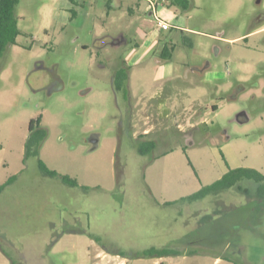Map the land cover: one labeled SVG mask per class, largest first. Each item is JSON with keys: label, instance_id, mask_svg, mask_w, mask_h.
<instances>
[{"label": "rangeland", "instance_id": "374dc122", "mask_svg": "<svg viewBox=\"0 0 264 264\" xmlns=\"http://www.w3.org/2000/svg\"><path fill=\"white\" fill-rule=\"evenodd\" d=\"M61 6L69 11L54 15ZM146 7L20 0L21 35L0 58V187L9 182L0 194V264H246L238 250L264 264L259 184L182 200L228 165L264 175V0H193L161 15L173 28L119 93L113 78L140 18L149 19ZM122 31L128 45L103 39ZM158 58L173 78L158 77ZM129 85L140 102L123 97ZM38 129L46 138L31 156ZM145 141L156 145L147 154ZM39 160L80 186L42 173ZM92 243L119 257L96 258ZM150 249L180 254L160 260L143 254Z\"/></svg>", "mask_w": 264, "mask_h": 264}, {"label": "trees", "instance_id": "16d2710c", "mask_svg": "<svg viewBox=\"0 0 264 264\" xmlns=\"http://www.w3.org/2000/svg\"><path fill=\"white\" fill-rule=\"evenodd\" d=\"M171 2V5L174 7L181 8L185 11L189 10L193 7V0H167ZM20 0H0V58L5 54L7 49L12 46L16 45V41L18 36L21 35V30L18 26V17L16 16V8ZM72 11V10H71ZM74 12V11H72ZM75 13V12H74ZM129 79L128 70L120 69L117 72V80L116 85L121 88L124 85V81ZM213 110L217 111L218 107L214 106ZM38 123L40 124V119L36 121H32L30 125L31 131L34 129V125ZM31 137L29 138V142L27 144V154L39 156L40 155V148L41 144L46 138L45 130L38 129L36 131V138ZM35 146V147H34ZM155 143L153 142H146L141 147L140 152L143 154H147L155 149ZM34 147V148H33ZM2 146L0 145V149ZM39 166L42 173L46 174L50 177H60L61 180L72 187L79 186V183L76 179L69 177L68 175H61L59 172L55 170H51L48 166L42 161L39 160ZM12 180V179H11ZM244 180L254 181L259 184V193L264 194V175L253 168L248 167H241L237 169H230L226 174L222 176L221 179L215 181L214 183L206 186H202V188L184 198L183 201L192 202L198 199L205 198L210 194H218L219 192L231 189L233 187H238L241 182ZM9 182L5 183L0 187V193L5 189ZM88 188V187H84ZM240 189V186H239ZM175 202H170L168 204H173ZM0 248L4 251L3 246L0 244ZM5 252V251H4ZM145 256L156 257V258H163L168 256L179 255L180 252L171 249H150L143 253ZM119 255V254H118ZM122 256H126L125 254H121Z\"/></svg>", "mask_w": 264, "mask_h": 264}, {"label": "crops", "instance_id": "0c3cea01", "mask_svg": "<svg viewBox=\"0 0 264 264\" xmlns=\"http://www.w3.org/2000/svg\"><path fill=\"white\" fill-rule=\"evenodd\" d=\"M118 1H119V6H121L123 3V0H118ZM145 1L147 2V7L145 8V12H148V18L149 19L140 18V21H139L137 28H135V30L133 31L135 38H136V42L132 44V47L130 49L133 51H131L130 54L128 53L129 55H127V58L124 60L126 62L127 67H129V72H130L129 75L131 74V72H133V66H136L137 63L142 60L144 55L148 54V51H152V54H153L157 50V49L155 50V48H157L164 41L162 38L163 33L170 31L173 28L172 25L170 24V22L167 20V18H165V19L162 18V20L168 22L171 25V28L169 30H162V28L158 24L159 23L158 18L162 17L161 15H165L167 12L171 13V10L173 11L174 9H177L171 5V2H169L167 0H165V1L164 0H145ZM150 2L156 3V9L154 12L152 11V9L150 7ZM62 10L69 11V8H68V6H65V8H64V6H61L60 9H57V10L55 9L54 15L60 14L62 12ZM129 11L131 12L130 15L136 14V12H134L133 10H129ZM140 12H143V11L139 7L138 13H140ZM175 12H177V11H175ZM175 12L173 13L174 17H176V15H177ZM142 15H143V13L140 16H142ZM150 24H152V26H149ZM121 36L128 39V36L126 35L125 31H122L118 36L107 35L103 39L105 41V40H109L111 38L121 37ZM220 39H223V38H220ZM148 43H149V45H148ZM154 55H155V53H154ZM156 62L158 63L157 64V71H158L157 75L159 78H161V79L173 78L170 75H171V73L174 72V68L170 64L166 63L167 59L165 60V59H159L158 58V60H156ZM210 67L211 66H209L208 68H210ZM129 82H130V78H129ZM128 88H129V95L124 93L123 97L126 98L125 96H127V98H129V101H128L129 103H138V102H140L141 99H143L141 97L138 98V97H136V95H134V92H133L130 85L128 86ZM123 89H124V85L121 88L116 86V90L119 93L124 92ZM157 96H158L157 92H153L147 100H154V99H156ZM144 100H146V99H144ZM172 100H173L172 97H169L168 104H167L168 106H169V104L172 103ZM164 104H166V103H160V105H164ZM218 110H219V107H218ZM213 111L217 112L215 110H213ZM241 117H244V116L239 117L240 121H241ZM244 121H248V118L246 117V120H244ZM190 126H191L190 128L193 129V128H196L197 124H190ZM181 131H182V129H181ZM150 132L151 131L146 130L143 133L144 138L149 137L150 136L149 134H151ZM145 142H147V141H145ZM150 142H153V141H150ZM194 145H195V142H192V141L189 142V146L192 147ZM168 154L169 153L165 154L164 156H167ZM241 167H243V166H240V165L230 166V165H228V167L223 172V175L226 174L230 169H237V168H241ZM63 185L66 186L67 184H65L63 182ZM202 186L203 185L201 184L200 188L197 191H199L202 188ZM70 187H72V186H70ZM84 187H87V186H83V188ZM70 232L74 233V234L78 233V232H74V231H70ZM95 245L97 246L96 258H101V257L104 258L102 253H106V256L111 255L113 257H119L118 255H115V254H112L110 252L105 251L103 248L100 247V245H97L96 243L95 244L92 243V246L96 247ZM100 249L102 250L101 252H100ZM158 259L162 260L164 258H158Z\"/></svg>", "mask_w": 264, "mask_h": 264}, {"label": "flooded vegetation", "instance_id": "af4514ba", "mask_svg": "<svg viewBox=\"0 0 264 264\" xmlns=\"http://www.w3.org/2000/svg\"><path fill=\"white\" fill-rule=\"evenodd\" d=\"M108 42H110V44L112 45V46H124V45H128V39L127 38H124L123 36H121V37H115V38H111V39H109V40H107ZM123 66H121L120 68H118L117 70H116V72H115V75H114V78H113V83L115 84L114 86H115V88H116V80H117V72L120 70V69H124V70H128L129 69V67H127V65H126V62L124 61V59H123ZM118 87V86H117ZM240 116H244V117H248L245 113H243V114H241ZM239 116V117H240ZM239 117H238V119H239ZM193 136V133H189L188 134V138H189V142L190 141H192V137ZM97 137H93L92 139H91V141L93 142V143H95V145H96V141L98 140V138L96 139ZM237 254V255H239L240 256V258H242L243 259V261L246 263V264H249V262L245 259V257L243 256V254H242V251L241 250H238V251H236V252H234V254ZM235 254V255H236Z\"/></svg>", "mask_w": 264, "mask_h": 264}, {"label": "built area", "instance_id": "2783aa9c", "mask_svg": "<svg viewBox=\"0 0 264 264\" xmlns=\"http://www.w3.org/2000/svg\"><path fill=\"white\" fill-rule=\"evenodd\" d=\"M150 7H151L152 11L154 12L156 9V3L150 2ZM158 22H159L158 24L162 28V30H169L171 28V25L168 22H166L160 18H158Z\"/></svg>", "mask_w": 264, "mask_h": 264}, {"label": "water", "instance_id": "95a60500", "mask_svg": "<svg viewBox=\"0 0 264 264\" xmlns=\"http://www.w3.org/2000/svg\"><path fill=\"white\" fill-rule=\"evenodd\" d=\"M248 118V120H249V117H247Z\"/></svg>", "mask_w": 264, "mask_h": 264}]
</instances>
